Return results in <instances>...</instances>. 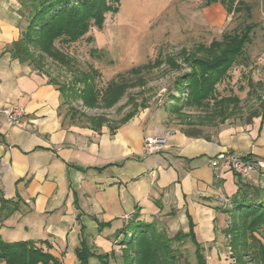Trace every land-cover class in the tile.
Masks as SVG:
<instances>
[{
	"label": "crops",
	"instance_id": "1",
	"mask_svg": "<svg viewBox=\"0 0 264 264\" xmlns=\"http://www.w3.org/2000/svg\"><path fill=\"white\" fill-rule=\"evenodd\" d=\"M27 17L24 0H0V110L19 106L29 114L25 128L0 116L1 239L33 242L60 264H80L85 228L93 253L123 264L120 232L137 218L174 237L189 231V215L207 244L229 229L238 177L210 160L234 152L264 162V122L212 139L168 133L165 149L152 156H144L145 140L167 132L157 114L113 130L67 125L58 89L11 54ZM253 173L243 182L261 184L259 170Z\"/></svg>",
	"mask_w": 264,
	"mask_h": 264
},
{
	"label": "rangeland",
	"instance_id": "2",
	"mask_svg": "<svg viewBox=\"0 0 264 264\" xmlns=\"http://www.w3.org/2000/svg\"><path fill=\"white\" fill-rule=\"evenodd\" d=\"M235 1L248 4L251 12L228 15L223 0L210 6L207 0H120L115 4L118 13L106 14L101 28L91 23L76 42L56 43L63 61L43 54V60L29 67L60 89L67 125L113 130L157 114L166 133L212 139L228 129L248 130L264 120V0ZM252 24V41L215 85L216 98L186 105L179 79L190 72L191 55L203 57L206 50L219 54L217 44ZM87 89L94 96L89 104L82 99ZM223 99L228 103L223 105ZM232 223L229 217V229ZM229 229L209 245L195 232L207 264H241L234 257ZM257 238L264 244V232ZM174 247L182 257L179 264H201L190 241Z\"/></svg>",
	"mask_w": 264,
	"mask_h": 264
},
{
	"label": "trees",
	"instance_id": "3",
	"mask_svg": "<svg viewBox=\"0 0 264 264\" xmlns=\"http://www.w3.org/2000/svg\"><path fill=\"white\" fill-rule=\"evenodd\" d=\"M217 0H207L210 6ZM120 0H24L28 11L27 25L23 28L21 38L14 43L11 54L15 60L31 65L43 60V54L56 60L62 56L56 48L58 41L64 43L76 42L90 28L91 23L101 28L108 13H118L115 7ZM227 14L232 15L243 10L251 12L250 6L243 1L236 4L235 0H223ZM254 25L246 27L241 35L226 36L224 43L216 45L220 50L214 55L213 50H206L203 57L192 56L190 72L180 77L182 94L186 93L185 104L192 106L197 103L216 98L215 85L225 77L229 68L241 56L246 45L252 41ZM200 51V52H201ZM60 92V89H58ZM88 89L83 98L87 104L93 98ZM228 103L223 99L222 104ZM264 121V120H262ZM100 131L99 128H93ZM196 136L197 135H192ZM252 160L253 155L242 156ZM262 174V183L254 185L243 182L238 174L239 190L233 197L230 213L236 214L232 227L228 230L231 237V247L234 257L241 264H264V244L257 238V234L264 232V170L258 169ZM189 218V231H180L174 237L158 229L155 223H144L137 219L120 232L124 236L122 241L126 245L123 253V264H179L180 251L174 244H185L190 241L196 248L197 258L201 264H207L204 247L197 241L195 224ZM102 224L99 229L105 228ZM82 228L81 249L77 252L80 264H91L93 257L106 264L108 255L93 253L88 237ZM252 255L251 257H248ZM249 260L247 261V259ZM258 260V261H257ZM257 261V262H256ZM60 264L52 255L38 248L33 242L6 243L0 237V264Z\"/></svg>",
	"mask_w": 264,
	"mask_h": 264
},
{
	"label": "built area",
	"instance_id": "4",
	"mask_svg": "<svg viewBox=\"0 0 264 264\" xmlns=\"http://www.w3.org/2000/svg\"><path fill=\"white\" fill-rule=\"evenodd\" d=\"M0 116L5 118L7 123L11 126L25 128L28 125L27 118L29 117V114L26 109L19 106L1 109ZM168 136L169 134L165 133L148 137L145 140L143 147L144 156H152L162 152L167 145ZM210 165L214 169L222 167L229 168L236 174L245 178L249 177L257 169L264 167L262 162L246 160L241 155L234 152H224L219 154L210 160Z\"/></svg>",
	"mask_w": 264,
	"mask_h": 264
}]
</instances>
